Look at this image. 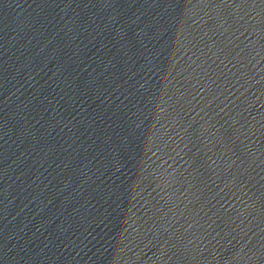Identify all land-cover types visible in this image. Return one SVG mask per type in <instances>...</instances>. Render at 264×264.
I'll return each mask as SVG.
<instances>
[{
    "label": "water",
    "instance_id": "obj_1",
    "mask_svg": "<svg viewBox=\"0 0 264 264\" xmlns=\"http://www.w3.org/2000/svg\"><path fill=\"white\" fill-rule=\"evenodd\" d=\"M87 264H264V0H101Z\"/></svg>",
    "mask_w": 264,
    "mask_h": 264
}]
</instances>
